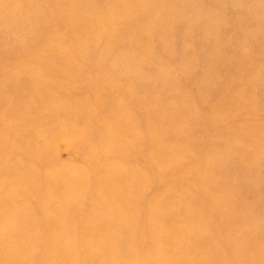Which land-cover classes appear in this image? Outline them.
Wrapping results in <instances>:
<instances>
[{
	"label": "rangeland",
	"instance_id": "obj_1",
	"mask_svg": "<svg viewBox=\"0 0 264 264\" xmlns=\"http://www.w3.org/2000/svg\"><path fill=\"white\" fill-rule=\"evenodd\" d=\"M0 264H264V0H0Z\"/></svg>",
	"mask_w": 264,
	"mask_h": 264
}]
</instances>
